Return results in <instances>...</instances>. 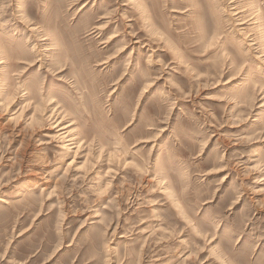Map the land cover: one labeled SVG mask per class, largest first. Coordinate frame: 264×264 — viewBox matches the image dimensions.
<instances>
[{"label":"rangeland","instance_id":"obj_1","mask_svg":"<svg viewBox=\"0 0 264 264\" xmlns=\"http://www.w3.org/2000/svg\"><path fill=\"white\" fill-rule=\"evenodd\" d=\"M0 264H264V0H0Z\"/></svg>","mask_w":264,"mask_h":264},{"label":"bare ground","instance_id":"obj_2","mask_svg":"<svg viewBox=\"0 0 264 264\" xmlns=\"http://www.w3.org/2000/svg\"><path fill=\"white\" fill-rule=\"evenodd\" d=\"M32 25V24H31ZM47 36V35H46ZM249 36V35H248ZM116 36H114V37H112L111 39L113 40L114 38H115ZM109 43V42H108ZM255 44V43H254ZM123 51H124V49L123 50H121L120 52H119V54H121V53H123ZM106 63V62H105ZM44 64V63H43ZM42 64V65H43ZM45 65V64H44ZM50 105H52L53 103H49ZM49 106V105H48ZM51 111V110H50ZM56 112H57V109H55L51 114V119H53V120H56L59 116L56 114ZM58 113V112H57ZM59 114H60V112H59ZM58 116V117H57ZM49 118V117H48ZM50 120V119H49ZM61 121V120H60ZM55 122V121H54ZM58 122V121H57ZM60 124H62V122H59L57 125H60ZM70 126V125H69ZM69 126H66V127H64V128H60L61 129V134L59 133V135H67L68 133H67V131L65 132V130L66 129H68L69 128ZM55 129H56V127H54ZM60 131V130H59ZM56 138H58V137H56ZM62 138V137H61ZM58 142V141H57ZM71 142V141H70ZM73 142V141H72ZM75 147V146H74ZM74 147H73V145H72V143H68V144H65V145H63V150L65 151V155L66 154H71V153H73V149H74ZM79 147H80V145H79ZM78 147V148H79ZM74 162V161H73ZM72 162V163H73ZM72 163H70V164H72ZM34 172V171H33ZM38 172V171H37ZM36 174V173H35ZM39 175V176H38ZM38 175H35L36 176V178H38V177H40V173L38 172ZM43 175V174H42ZM41 175V176H42ZM46 183H47V181H46Z\"/></svg>","mask_w":264,"mask_h":264}]
</instances>
